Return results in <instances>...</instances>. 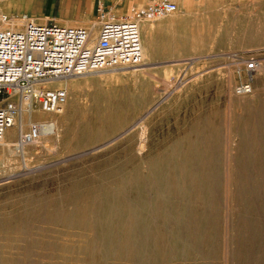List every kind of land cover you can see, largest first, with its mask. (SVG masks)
Segmentation results:
<instances>
[{
  "label": "rangeland",
  "instance_id": "374dc122",
  "mask_svg": "<svg viewBox=\"0 0 264 264\" xmlns=\"http://www.w3.org/2000/svg\"><path fill=\"white\" fill-rule=\"evenodd\" d=\"M261 2L145 22L141 66L67 78L61 114L22 116L56 134L0 157V264H264Z\"/></svg>",
  "mask_w": 264,
  "mask_h": 264
},
{
  "label": "built area",
  "instance_id": "2783aa9c",
  "mask_svg": "<svg viewBox=\"0 0 264 264\" xmlns=\"http://www.w3.org/2000/svg\"><path fill=\"white\" fill-rule=\"evenodd\" d=\"M8 0H0L5 2ZM170 0H150L133 7L124 17L100 10V30L38 24L28 16L0 15V144L6 131L34 111L61 114L69 99L64 88L49 84L90 73L137 68L143 64L141 26L175 14ZM258 60L245 61L249 78L235 88L238 96L253 93L250 78L259 70ZM56 134L52 122H34L22 131L19 149Z\"/></svg>",
  "mask_w": 264,
  "mask_h": 264
},
{
  "label": "crops",
  "instance_id": "0c3cea01",
  "mask_svg": "<svg viewBox=\"0 0 264 264\" xmlns=\"http://www.w3.org/2000/svg\"><path fill=\"white\" fill-rule=\"evenodd\" d=\"M174 2L187 20L205 22L213 17L208 14L236 13L239 9V0H170ZM150 0H8L0 2V15L10 17L28 16L38 24H50L59 27L87 28L96 36L100 30L97 23L100 10L109 11L120 18L126 16L133 7L146 6ZM247 3L245 2L244 5ZM261 4L264 5V0ZM205 23L198 29L205 30ZM190 28L187 26V29ZM143 49L149 57L153 49V30L148 26H141ZM152 39V40H151Z\"/></svg>",
  "mask_w": 264,
  "mask_h": 264
},
{
  "label": "bare ground",
  "instance_id": "6f19581e",
  "mask_svg": "<svg viewBox=\"0 0 264 264\" xmlns=\"http://www.w3.org/2000/svg\"><path fill=\"white\" fill-rule=\"evenodd\" d=\"M141 39H142V36H141ZM142 44H143V42H142ZM143 60H144V49H143ZM62 82L63 81H58V82H55V83H51V84H49V87H51V88H64V89H66L68 91L67 87L62 85L63 84ZM24 117L20 118V120L18 121L19 123L17 122L14 127L10 128V129H8L6 131V134H5V137L3 139V142L0 144V157L3 158L8 152H13V151L16 152V149H17V151H21V152L23 151L21 153V155L23 157L27 156V153L24 151L27 147L23 148V149H19L17 147V143L15 144V139H16L17 135L18 134L20 135V133L22 131H24V129H25ZM54 127L56 128V124H54ZM19 135H18V138H19ZM17 141H18V139H17Z\"/></svg>",
  "mask_w": 264,
  "mask_h": 264
}]
</instances>
